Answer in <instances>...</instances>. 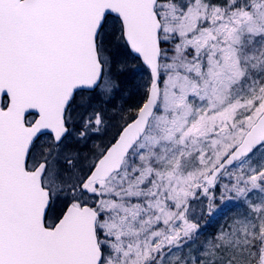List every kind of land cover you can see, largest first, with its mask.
Returning <instances> with one entry per match:
<instances>
[{
    "label": "snow or ice",
    "instance_id": "6c2138e0",
    "mask_svg": "<svg viewBox=\"0 0 264 264\" xmlns=\"http://www.w3.org/2000/svg\"><path fill=\"white\" fill-rule=\"evenodd\" d=\"M0 264H264V0H0Z\"/></svg>",
    "mask_w": 264,
    "mask_h": 264
},
{
    "label": "rangeland",
    "instance_id": "374dc122",
    "mask_svg": "<svg viewBox=\"0 0 264 264\" xmlns=\"http://www.w3.org/2000/svg\"><path fill=\"white\" fill-rule=\"evenodd\" d=\"M130 87H132L134 89L135 85H131ZM135 99V98H134Z\"/></svg>",
    "mask_w": 264,
    "mask_h": 264
}]
</instances>
